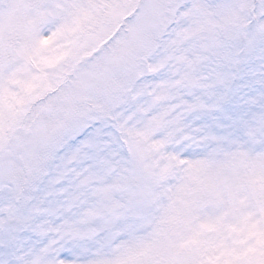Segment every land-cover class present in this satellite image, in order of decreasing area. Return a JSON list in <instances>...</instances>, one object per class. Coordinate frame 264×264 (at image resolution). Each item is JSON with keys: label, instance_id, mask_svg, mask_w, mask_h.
<instances>
[{"label": "rangeland", "instance_id": "1", "mask_svg": "<svg viewBox=\"0 0 264 264\" xmlns=\"http://www.w3.org/2000/svg\"><path fill=\"white\" fill-rule=\"evenodd\" d=\"M0 264H264V0H0Z\"/></svg>", "mask_w": 264, "mask_h": 264}]
</instances>
